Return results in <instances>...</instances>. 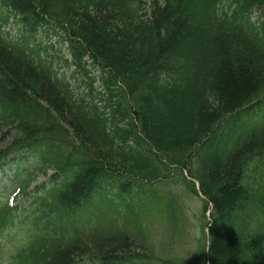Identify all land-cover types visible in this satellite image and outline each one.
Instances as JSON below:
<instances>
[{
	"label": "trees",
	"instance_id": "trees-1",
	"mask_svg": "<svg viewBox=\"0 0 264 264\" xmlns=\"http://www.w3.org/2000/svg\"><path fill=\"white\" fill-rule=\"evenodd\" d=\"M143 1L1 0L28 34L47 18L65 26L74 64L85 55L99 64L105 92L117 79L106 75H119L137 123L126 120L130 103L113 96L101 107L74 100L67 83L52 78L51 65L33 60L27 38L18 48L0 39V121L12 137L0 150V166L15 163L23 193L34 174L52 171L47 190L34 200L33 233L7 264H76L84 258L91 264H264V123L235 125L264 105V0H231L230 17L216 14L221 0H163L153 2L142 20ZM172 166L188 167L203 197V244L193 260L181 253L180 239L187 238L181 214L170 216L158 251L141 228L132 234L127 220L119 221L130 208L121 207L123 201L145 200V182L169 185L180 176L181 186L198 196ZM114 199L119 220L104 212ZM17 213L6 201L0 204V239ZM102 213L112 226L97 238H83L94 214L93 227L100 230ZM51 216L83 227L68 238L47 236V244L50 223L44 220Z\"/></svg>",
	"mask_w": 264,
	"mask_h": 264
},
{
	"label": "rangeland",
	"instance_id": "rangeland-1",
	"mask_svg": "<svg viewBox=\"0 0 264 264\" xmlns=\"http://www.w3.org/2000/svg\"><path fill=\"white\" fill-rule=\"evenodd\" d=\"M52 29L48 30V33H45L41 30L34 36L35 42L31 43L37 44L39 47V54L42 58H46L49 56L53 60V69L57 75V77H61L64 75L68 78L70 85L73 89V94L75 96H84L87 101H89L87 94V84L92 85V93L96 95L97 93L103 94V91L99 85V71L92 67H89L90 74L88 78L81 76L80 74H76L73 76L72 69H68L63 61L64 58L67 57V45L59 42L58 37L53 36L51 33ZM4 33H8V39L11 42H15L17 38L24 35V32L20 29L19 26L12 24H8L4 26ZM99 105V103H97ZM244 114V113H243ZM264 122V105L255 106L247 112V115H242L235 125H239L241 123L248 124L249 126H258ZM230 125H234L231 123ZM236 133L235 135H237ZM10 138H8L9 140ZM6 140V141H8ZM2 138V130H0V148L5 144ZM14 168L13 165H3L0 169V202L5 201L10 195H12L16 186L12 182L13 179ZM179 177V176H178ZM47 177L42 176L40 174H36L34 177L33 186L28 194L19 193V195L15 198V203L18 204L22 209H25L24 213L19 214V219L21 220V224H19L18 228L11 236L4 238L1 242L0 249L1 250H11V246H19L23 241L26 233L30 230L32 223V209L29 207L30 201L33 195L36 193L34 187L39 186L44 181H46ZM154 192L156 196L154 198L155 203L151 205L150 208H146V217L139 215L140 211L135 207L134 203H128V205L132 206V209H129L125 213V217L127 220V228L132 232V234H136L139 232L140 228L136 221L142 220V233H145V229H150V234L152 237V248L158 251L159 247V239L161 240L164 236V232H166L167 228V220L168 215L170 213H174V208H176L177 204L181 201L179 200L177 193V188L174 187L171 190V194L169 196H164V192L168 188V186H153ZM184 190V187H182ZM151 187L149 188V191ZM185 195V194H184ZM174 207V208H173ZM201 207V202L198 197L188 196L186 202V214L184 215V222L180 224V226H185L184 231L185 235L181 241L182 248H188L189 251H184V257L189 258L193 256V252H198L202 249V236H201V225L199 221V211ZM50 220H53V217H50ZM195 220V221H194ZM200 257L202 255V250L200 251ZM7 257L3 256V253L0 251V264L6 263ZM180 264V263H176Z\"/></svg>",
	"mask_w": 264,
	"mask_h": 264
},
{
	"label": "bare ground",
	"instance_id": "bare-ground-1",
	"mask_svg": "<svg viewBox=\"0 0 264 264\" xmlns=\"http://www.w3.org/2000/svg\"><path fill=\"white\" fill-rule=\"evenodd\" d=\"M51 30V33L53 36L58 37V40L60 43H64L67 45V57L64 58V65L68 68V69H72V73L74 74H79L82 72V68L85 67V65L87 63H90V61L93 62V60L91 58H89L88 55H85L82 57L81 62L78 65H75L73 62V57L72 54L70 52V43H69V32L67 30V28L65 26L61 27L55 24V22L49 18H47V22L46 24H43L41 27H39L36 32L28 34V39L29 41H26L25 43V47L32 53L35 61L38 62H42L45 65H53V60L51 57L46 56V58H42L39 54V47L37 46V44H32V42H35L34 36L39 33L41 30H43L45 33H48V30ZM106 77L108 78H118L121 79L119 75H114L112 73H109L106 75ZM64 80L67 84L69 82L68 78L63 77L61 79H59L58 81H62Z\"/></svg>",
	"mask_w": 264,
	"mask_h": 264
}]
</instances>
